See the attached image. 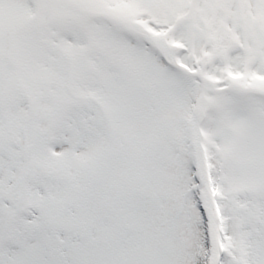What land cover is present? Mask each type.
<instances>
[{
	"label": "snow or ice",
	"instance_id": "6c2138e0",
	"mask_svg": "<svg viewBox=\"0 0 264 264\" xmlns=\"http://www.w3.org/2000/svg\"><path fill=\"white\" fill-rule=\"evenodd\" d=\"M0 264H264V0H0Z\"/></svg>",
	"mask_w": 264,
	"mask_h": 264
}]
</instances>
